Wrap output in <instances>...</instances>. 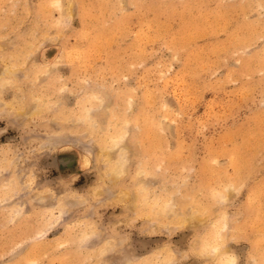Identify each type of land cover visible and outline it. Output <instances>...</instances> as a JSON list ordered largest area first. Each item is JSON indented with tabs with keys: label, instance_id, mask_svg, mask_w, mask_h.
I'll use <instances>...</instances> for the list:
<instances>
[{
	"label": "rangeland",
	"instance_id": "rangeland-1",
	"mask_svg": "<svg viewBox=\"0 0 264 264\" xmlns=\"http://www.w3.org/2000/svg\"><path fill=\"white\" fill-rule=\"evenodd\" d=\"M229 185L264 264V0H0V264H168Z\"/></svg>",
	"mask_w": 264,
	"mask_h": 264
},
{
	"label": "snow or ice",
	"instance_id": "snow-or-ice-1",
	"mask_svg": "<svg viewBox=\"0 0 264 264\" xmlns=\"http://www.w3.org/2000/svg\"><path fill=\"white\" fill-rule=\"evenodd\" d=\"M50 67H55L50 65ZM49 76L56 75L53 71L48 73ZM65 91L63 87L60 89ZM91 95V98L97 102L99 106L108 111L104 106L108 103V97L96 89L89 87L84 90ZM99 116L92 120L91 123L94 127H99L97 124ZM125 163L130 165L131 159L125 160ZM117 175H127V173L118 172ZM151 175L145 172L142 167L137 166V171L130 176L131 183L128 187V195L131 197L133 203L137 202L139 195L143 193L146 188V177ZM160 192L167 198L166 207L175 209L179 206V199L183 198V190L179 185H174L171 189L161 185ZM238 185H229L223 190L214 193V203L218 205L219 210L214 216H207L206 213L192 211L191 214L180 213L172 211L170 215L174 219H179L182 222L190 223V238L180 243L179 248H175L176 256L179 259H171L168 264H244L239 259L234 249L230 246L234 241L238 240L234 228L229 223V218L224 215V209L229 201L230 192H238ZM176 198V199H173ZM205 216L204 219H197L198 217ZM88 239V237H85ZM194 257L195 259H189ZM106 264H139L135 260H122L119 262L112 261Z\"/></svg>",
	"mask_w": 264,
	"mask_h": 264
},
{
	"label": "bare ground",
	"instance_id": "bare-ground-1",
	"mask_svg": "<svg viewBox=\"0 0 264 264\" xmlns=\"http://www.w3.org/2000/svg\"><path fill=\"white\" fill-rule=\"evenodd\" d=\"M121 169H122V166H121ZM171 211L170 210H168V213H170Z\"/></svg>",
	"mask_w": 264,
	"mask_h": 264
}]
</instances>
